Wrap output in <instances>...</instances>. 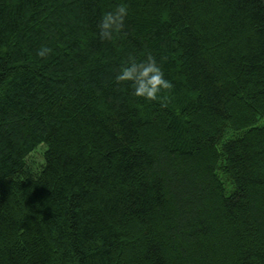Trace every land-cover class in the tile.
<instances>
[{"label": "trees", "instance_id": "obj_1", "mask_svg": "<svg viewBox=\"0 0 264 264\" xmlns=\"http://www.w3.org/2000/svg\"><path fill=\"white\" fill-rule=\"evenodd\" d=\"M0 264H264V0H0Z\"/></svg>", "mask_w": 264, "mask_h": 264}, {"label": "clouds", "instance_id": "obj_2", "mask_svg": "<svg viewBox=\"0 0 264 264\" xmlns=\"http://www.w3.org/2000/svg\"><path fill=\"white\" fill-rule=\"evenodd\" d=\"M126 14L127 9L123 7L105 14L99 24L100 35L109 37L112 29L120 26ZM49 51L50 49L43 47L37 55L43 57ZM116 79L118 81H132L133 95L142 97L146 101L166 99L160 93L172 87L171 82L165 79L164 72L152 57H149L146 62L130 63L122 69Z\"/></svg>", "mask_w": 264, "mask_h": 264}, {"label": "rangeland", "instance_id": "obj_3", "mask_svg": "<svg viewBox=\"0 0 264 264\" xmlns=\"http://www.w3.org/2000/svg\"><path fill=\"white\" fill-rule=\"evenodd\" d=\"M44 149V146H40V149H36V151L33 153L34 155H31V158L34 156L35 159H38L39 156H40V152L39 151H42Z\"/></svg>", "mask_w": 264, "mask_h": 264}]
</instances>
